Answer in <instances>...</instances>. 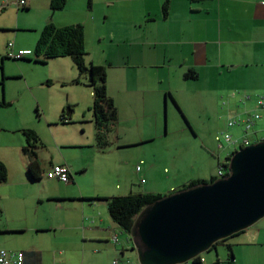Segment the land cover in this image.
Masks as SVG:
<instances>
[{
	"label": "rangeland",
	"instance_id": "374dc122",
	"mask_svg": "<svg viewBox=\"0 0 264 264\" xmlns=\"http://www.w3.org/2000/svg\"><path fill=\"white\" fill-rule=\"evenodd\" d=\"M49 1L28 0V5L20 8H16L13 2L0 8V103H8L7 106L0 105V155L9 157V176L20 169L27 173L26 157L22 153V146L25 145L22 129L34 130L42 141L37 151L41 164L59 153L54 137L59 143L85 141V138L94 140L93 126L83 127L87 123L81 122L82 115L86 112V108L82 107L86 102L91 103L92 89L91 86L72 83L78 72L72 59L64 56L53 57L46 62L35 61L34 45L39 32L48 20L51 21ZM135 4L129 0H118L114 7H105L102 0H94V9L91 11L87 8V0H80V4L74 2L73 6L76 10L79 7L83 12L81 24L86 29L87 65L93 63L105 68L106 90L109 88L110 92L117 93L116 96L123 102L127 95L124 90H119V85L125 79L126 90L130 93L127 101L137 105L136 110H132L126 118L130 117L132 123H146L155 116L159 122V132L143 143L123 147H118L117 144L127 141V138L110 133L106 137L108 148L104 153L90 147L73 151L78 154L81 152L82 159L87 161L89 168L77 178L76 187L61 188L60 192L76 191L79 188L85 193L99 189L100 193L112 191V196L126 195L130 193V187L133 189L143 185L141 177L150 183L155 181L160 184L173 178L179 181L209 179L211 175H217L218 164L223 162L224 157L240 147L239 143L228 144L225 140L227 115L224 113L225 109L221 108L222 97L233 86L234 76L226 74V71L221 72L220 69H201L197 78L184 79L185 72L180 70L179 63L177 67L171 66L170 72L167 64H162L165 59L162 48L157 49V58L153 60L158 63L150 64L153 62L152 54L147 51V47L134 43V39H145L141 33L130 36L128 32H117L121 24H130V8ZM112 10L116 14L113 15ZM104 11H107L108 16L105 17ZM8 42H13L15 50L24 49L32 53L29 52V56L25 58H11L7 56L10 50ZM143 96H153L151 101L157 105L156 112H148L142 108L144 100L141 103L139 99ZM66 104L73 105L70 123H62L60 119ZM255 109L254 105L253 110ZM256 111L261 116L253 121L250 130L263 128V131L258 136L254 135L250 143L264 137V114L259 109ZM243 128L236 125L228 133L236 138L235 136L243 133ZM66 151L68 149L63 150ZM137 163L141 167L140 173L136 172ZM72 173L73 177L77 176L74 170ZM96 174H101V177ZM29 185L31 190L36 188L33 184ZM34 206L35 203L32 202L30 207ZM0 208V225H3L10 219L9 212L6 213L1 206ZM262 223L264 217L243 231L220 241L200 256L208 264H233L228 259L227 245L230 244L234 258L236 251L237 256L246 264L248 256L244 244L263 237L264 233L256 230V225ZM124 236L129 247L125 260L136 262L137 253L132 238L127 234ZM78 240L80 238L76 239L75 246L72 245L75 249H79ZM26 245L42 249L43 264H49L50 260L53 263L56 252L52 245H46L45 248L42 244H37L36 240L10 239L7 233L0 232L1 248L20 250L30 247ZM263 256L264 254L256 251L255 255L250 256L255 261L247 262L260 264L256 260ZM74 257L75 264H80V255L75 254Z\"/></svg>",
	"mask_w": 264,
	"mask_h": 264
},
{
	"label": "crops",
	"instance_id": "0c3cea01",
	"mask_svg": "<svg viewBox=\"0 0 264 264\" xmlns=\"http://www.w3.org/2000/svg\"><path fill=\"white\" fill-rule=\"evenodd\" d=\"M129 1L136 3L130 8V24L128 26L121 24L117 32L122 31V34L128 32L130 36L141 33L145 39L140 41L134 39V43L147 47V51L152 54L151 61L156 60L157 49L162 48L165 58L162 64L164 66L167 64L168 70L171 66L177 67L179 63L180 70L184 72L192 69L199 75L201 69L202 71L220 69L221 72L226 71V74L234 76L233 86L228 89L221 102V108L225 109L224 113L227 115L226 133L236 126H228L229 118L243 116L247 111L254 109L257 95L264 91V0H169L166 15H163L162 11L165 0ZM74 2L80 4V0H67L62 10L52 13L51 22L57 26L81 23L83 12L79 7L75 9ZM117 2L118 0H102L105 7H114ZM93 5L94 0H91V5L87 6L88 10L92 11ZM112 13L116 14L114 10ZM104 15L108 16L107 11H104ZM85 32L84 27V35ZM157 63L153 61L150 64ZM86 80L87 78H83V81ZM123 80L124 83H120L119 90H124L126 93L125 102L116 96L117 93L110 92L107 88V93L112 97L118 112L117 124L110 133L127 138V141L118 143V147L143 143L154 138L159 132V122L155 116L146 123H132L130 117L126 118L132 110H136L137 105L127 101L130 93L126 90L125 79ZM152 98L153 96L150 98L143 96L139 99L141 103L144 100L142 108L148 112H156L157 105L151 101ZM92 101L84 103L82 109L86 108V112L82 115L81 122L87 123L83 127L93 126L94 140L89 141V138H85V141L59 143L54 137L56 149L59 151L56 157H51L41 164L38 160V147L35 149L40 168L38 179H31L20 169L12 176L8 174L7 180L0 183V206L6 213L9 212L10 218L5 224L0 225V232L7 233L10 239L36 240L37 244H42L45 248L46 245H52L56 252L52 264H75V254L80 255V264H112L113 259L125 260L128 256V241L124 236L126 233L110 218L107 201L102 199L112 196L111 194H114L112 191L100 193L101 190L95 189L91 193H85L79 188L76 191H59L61 188L76 187L77 178L88 171V163L82 159L81 152L78 154L73 151L90 147L104 153L108 148L105 143L106 138L102 140L103 142L96 139L93 113L90 109ZM62 123H70V119ZM252 129L253 131L250 130L248 134L249 142L254 135L258 136L263 131V128ZM258 140L260 139L257 138L256 141ZM64 149L68 151L63 152ZM24 156L28 164L25 153ZM7 158L8 155L6 157L0 155V160L9 172ZM61 163L66 164L70 169L68 183L46 177V172L52 165ZM73 170L76 177H73ZM96 175L101 177V174ZM169 180L160 184L155 181L150 183L146 179L143 185L133 189L130 187L129 190L164 195L182 189L184 185L195 179ZM29 184H33L36 188L31 190ZM32 202L35 203L34 208L30 207ZM256 227V230L264 233V223ZM114 236L117 241L113 240ZM77 238H80L79 249L72 246L76 245ZM244 245L248 256L246 264H248V260L255 261L250 256L255 255L256 251L258 254H264V234L258 241H246ZM26 246L30 247L20 249L24 252V264H43L42 249L32 245ZM228 256L233 264H245L237 256L236 251L235 258L234 255L233 258H230L229 254ZM256 261L264 264V256ZM196 264L208 263L200 256V261Z\"/></svg>",
	"mask_w": 264,
	"mask_h": 264
},
{
	"label": "water",
	"instance_id": "95a60500",
	"mask_svg": "<svg viewBox=\"0 0 264 264\" xmlns=\"http://www.w3.org/2000/svg\"><path fill=\"white\" fill-rule=\"evenodd\" d=\"M263 217L264 138L236 149L226 175L144 206L130 237L138 264H185Z\"/></svg>",
	"mask_w": 264,
	"mask_h": 264
},
{
	"label": "trees",
	"instance_id": "16d2710c",
	"mask_svg": "<svg viewBox=\"0 0 264 264\" xmlns=\"http://www.w3.org/2000/svg\"><path fill=\"white\" fill-rule=\"evenodd\" d=\"M67 0H50L49 7L51 12L62 10ZM169 0H165L162 4L163 15H166ZM91 5V0H87V6ZM35 61L46 62L53 57L68 56L72 59L78 75L72 79L74 84H85L91 86L93 101L90 109L93 113V121L96 129V139L100 142L105 140L108 133L115 129L118 119L117 107L106 90V72L102 65L90 63L87 65L85 61V35L84 26L81 23L57 26L53 22L48 21L43 25L39 32L38 39L34 45ZM25 58V57H24ZM185 79L197 78V73L189 69L183 74ZM87 78L83 81V78ZM0 105L7 106L6 101H2ZM73 113V105L66 104L60 114L61 122H65L71 118ZM25 137V145L22 151L28 157L27 174L31 179H38L40 176V168L37 161L35 149L42 145L38 134L32 129H22ZM235 152L232 151L227 155L230 156ZM227 172V171H226ZM8 170L6 165L0 160V183L7 180ZM216 177L211 176L206 179H195L184 185L183 188L194 186L200 183L212 182ZM163 194L152 192L130 191L126 195H114L104 197L107 201V211L110 218L122 229L123 232L130 235V230L134 219L140 210L147 204L159 199ZM94 199V198H89ZM2 209L0 208V216ZM227 239V238H226ZM225 240V239H222ZM217 241L215 247L220 241ZM230 258H233L231 245H227ZM200 261V255L192 259L193 263Z\"/></svg>",
	"mask_w": 264,
	"mask_h": 264
},
{
	"label": "built area",
	"instance_id": "2783aa9c",
	"mask_svg": "<svg viewBox=\"0 0 264 264\" xmlns=\"http://www.w3.org/2000/svg\"><path fill=\"white\" fill-rule=\"evenodd\" d=\"M16 4V8L26 7L27 0H0V8H5L11 3ZM8 48L10 49L7 52V56L11 58H24L29 55V51L24 49H14L13 42L7 43ZM247 97L248 96H244ZM256 109H259L264 114V91L257 95L255 100ZM255 110L247 111L243 116L231 117L229 118L227 124L228 126L239 125L243 126V133L238 138H233L229 133H224L225 140L229 143H239L240 147L249 144L248 134L250 132V128L253 124V121L259 118L261 115ZM227 165L228 159H223V162L218 164L217 175L214 177H220L227 174ZM141 167L140 164H136V172H140ZM47 178H55L63 183H68L70 181V169L66 164H54L50 167L46 172ZM141 183L145 182L144 178H141ZM114 241H117V238L113 237ZM189 261L187 264H191ZM0 264H24V252L22 250H8L4 248H0ZM112 264H138V261H130V260H119L113 259Z\"/></svg>",
	"mask_w": 264,
	"mask_h": 264
}]
</instances>
